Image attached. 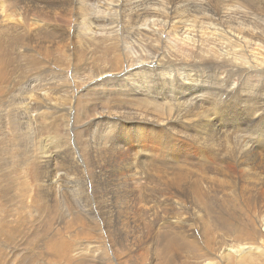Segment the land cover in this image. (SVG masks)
Returning <instances> with one entry per match:
<instances>
[{
	"label": "rangeland",
	"instance_id": "rangeland-1",
	"mask_svg": "<svg viewBox=\"0 0 264 264\" xmlns=\"http://www.w3.org/2000/svg\"><path fill=\"white\" fill-rule=\"evenodd\" d=\"M164 1L167 3L178 0ZM183 1L187 4L196 5L195 9L200 11L202 15L211 14L213 8L217 6V0H197L198 3L195 0ZM123 2L124 0H114L113 5L123 4ZM104 3L105 0L93 2L97 19L90 15L92 23L98 22V19L105 16V13H99V7ZM121 15L120 10L113 11L115 31L118 32H121V29L128 30L130 28L124 25L125 18H122ZM94 19L96 20L94 21ZM74 21L75 19L67 21V23H64V28L60 29L66 30L67 34L72 31L76 34ZM205 30L210 31V29ZM183 32V30L175 27L169 29L165 35L168 34L175 40L185 41L186 50L172 49L167 51L165 47L163 49V42L158 41L153 34H149L152 35L151 37L141 38L137 43V46H140L135 47L138 54L131 58V60H135L133 64H130L131 60L118 62L117 60H120V58H116V54L120 51L111 50V47L116 42L113 44L111 41L104 40L106 39L104 32L99 33L97 36L98 41L96 43L91 42L84 48V50L88 49L84 54L83 59L85 61L77 68H74L76 69L75 71L73 67L76 66L67 59V57L69 58L68 54L72 51L71 46L63 47L60 52L56 79L49 77L48 70L51 63L48 60L46 65L49 66H46V69L49 68L46 71L44 83L42 80L44 77L41 75L38 76L35 72L34 74L27 73L29 61L23 58L22 53L24 50H21L18 43L12 45L11 48L13 50L4 52L7 55L4 60L8 59L10 62L13 58L15 59V65L13 64L10 68L15 79L10 76L4 78V86L0 88V264H142L145 259L142 256L146 252L145 247L150 246L151 248L154 243L156 244V251L154 252L163 251L154 238L152 243L149 240L147 241L146 237L155 234L151 226L155 225L157 232L164 233L166 231L164 227H160L161 230L158 231L160 224L163 226L166 224L169 229L173 223V226L177 225L176 222L178 221L173 219L172 215H169L170 218H162L166 217L163 216L166 214H163V212L166 211L158 212L159 215L156 218L154 217L156 222H151L152 216L149 218L140 216L139 210L138 214L130 215L132 220L129 223H122L124 218L121 212H117L118 210H115L116 216L114 217L109 216L110 214L108 215L109 212L107 210L104 211L105 216L102 214L101 206L104 204L113 209L124 208L125 206V193L122 191L123 186L121 185L122 179L114 174L111 180L107 179L109 181L107 187L101 186V180L97 181L98 176H96V173L104 170V165L107 167L108 165L105 162H98L97 158L90 152V149L94 148L92 141H96L98 144L94 143L95 145L105 149L107 155L110 154V141L107 138L109 125L106 126V122L109 120L108 117L113 116L115 119L111 118L115 121L111 120V122L122 124V118H119L120 113L110 114V112L116 110L118 104L123 112L130 110V105L119 102L120 96L126 95L129 98H138L130 93L131 91L127 86L122 85L123 83L120 82L122 77L131 74L134 69H138L136 66L139 65L142 70L149 72V64H153L156 56L155 50L158 48L165 59L173 63L168 64L166 67L156 68V71L152 73L149 79L150 83H154L152 91L146 90L142 84V79H138V77L135 79V84L140 86L138 88L140 93H147L151 97L159 96V99H156L158 101H163V97L166 95V102L169 104L166 107L167 111L170 110L173 103L178 105V103L192 101L191 103L193 104L200 101L206 110L209 111L208 114L211 119L217 121L215 122L217 125L222 122V115L231 122H233L231 118H238V112L236 114L233 113V109L235 101L239 102L241 97L248 101H253L257 105L260 104L259 102L264 101V97L260 96L264 91V67L257 66L243 56L241 52L237 51L235 39H229L227 35L221 34L216 36L222 39L219 42L206 43V39L201 40L198 33L187 34L188 32H186V34L182 35ZM211 41L216 40L212 38ZM61 42L63 45H69L70 43L69 41L65 42L64 38H61ZM149 43L153 45L149 46ZM27 52H30L29 49ZM176 61L177 65H174ZM179 65L188 72L180 69ZM3 66L8 69L7 64ZM32 66L35 65L33 64ZM162 70L171 72H166L165 77L162 78L160 76V71ZM175 70H179L180 73L184 74L202 76L201 81L203 77L210 78V84L221 87L218 91L224 93L225 97L222 98L215 89L214 91L218 96L217 99L209 92L202 91L198 93L197 89L199 88H191L189 92H187L189 89L181 90V87L179 86L178 88L176 82L172 81V78L175 77L172 71ZM110 72L114 74L106 76ZM96 75L99 76L96 77ZM194 75L192 76L193 78ZM34 79H40L37 85L40 84L42 86L38 89L34 86L36 91L24 92L21 87L26 86L25 82L33 84L32 81ZM20 83H23V85ZM204 83V81L196 83L193 87ZM207 85L212 88L208 83ZM92 86H96L97 93L90 91ZM211 91L213 90L211 89ZM45 92L47 94L44 95L43 93ZM230 96L233 97L234 102H231L232 99H227ZM260 97L261 99H258ZM35 103L41 105L40 110L29 111L30 105ZM239 104V108H241V103ZM253 107L254 105L250 106V118L238 120L237 122L244 130H247V132H241L243 134L240 137L248 144H251L253 148L264 149V118L262 117L261 121L258 122L259 118L264 114V110L261 109L252 114ZM60 110H63V112ZM23 114L30 117V121L23 120ZM247 114L249 115L248 112H246ZM123 116L126 117L127 115L123 114ZM138 124L142 126L143 131H140L139 136L136 138L148 134L150 139L156 140V144H154L152 149V158L145 166L149 170L151 168L156 169L153 177L161 180L159 182L160 188L157 191L161 188L167 189L169 193H174L176 189L188 190L187 187L195 179V176L200 175V177H203L204 185L208 187L210 185L213 188L211 190H216L212 195L216 199L221 200L224 195L220 191L221 189L211 182V179L227 178L237 184L235 175L231 171L226 170L227 161L233 156L224 146V150L219 152V154L217 149H214L218 155H213L215 153L210 152L204 145L202 146L198 138L194 139L190 145L189 140L183 137L184 134L193 131L188 128L187 124H182V126L175 124L174 130L169 127L166 130L155 128L145 122H139ZM132 131H135L134 127ZM182 131L184 134L181 133ZM221 132L225 133L224 129ZM220 136L224 140L225 146L234 143L230 137ZM215 139L220 141L218 135H215ZM50 141L51 143L56 141L61 146L56 149L50 148L48 146V144H51ZM100 143L104 145H99ZM241 144L243 147L245 146L243 142ZM42 147L43 150H41ZM43 152L50 157H59L58 161H54L53 158L48 164L41 161ZM154 152H156L155 155ZM142 154V152L136 153L135 159H137V162L140 161ZM75 156H78L83 161L85 166L82 165V169L76 163L77 160L79 163L81 161L76 159ZM172 157H177V161H181V164L173 165L174 169L180 174L188 175V178L179 187L171 184V181L174 180L172 176L166 177L164 175L165 172H169V167H172L170 165ZM63 159L66 160L65 164H68L66 166L68 168H70L69 165L74 166L76 163V166L73 167L74 170H71L69 174L65 173L67 169L65 168L64 170V167L60 164ZM210 162L212 164L206 166ZM239 163L240 161L235 164V167L239 166ZM95 166L98 168H95ZM166 167L169 169H164ZM42 170H45L43 175L41 174ZM158 173L160 174L158 175ZM137 174H140L143 183L144 176L149 175L147 169H139ZM70 175L79 180V184L71 189L70 185L67 186L66 184L69 183ZM45 177H47L46 184L43 183ZM57 178L59 182L56 180ZM51 181H57L55 185L58 197L51 191ZM152 186L153 189L151 188V191L153 190L157 194L154 188L155 186L158 188V185L156 183L149 185V187ZM101 187L104 189H101ZM233 189L234 187L226 188V191H229V199L226 203L231 205H227L222 210L221 205L225 203L215 201L214 207L217 208V215L220 217L217 220L218 222L212 221V223L214 224L215 232L224 233L222 236L218 235V241L227 242V245L233 244L232 248L236 250L235 253L231 251L219 253L218 250H215L214 254H212L208 250L205 251L207 245L205 247L203 245L204 241L199 239L200 234L196 232L199 226L194 221L198 216V210H195L191 200L186 198L190 201V208L185 209L182 206L177 209L175 207L176 213L174 216L180 217L182 220H189L190 224L188 223L187 228H181V234H184L187 230L195 229V225L197 227L195 231H188L187 236L183 239L188 249L183 251L175 246L173 251L170 252L172 256H178L179 260H175V264H191L192 262H196V264H264V250L257 247H253L248 251L247 248L243 249L242 242L244 241L238 238L239 236L233 230L235 225L244 226L247 224L246 227L249 229L250 234L253 235L255 233L253 231L259 228L258 231L262 233L259 236V242H264V195L251 182L250 190L252 192L250 191L251 193L249 192L242 198H238L235 195L238 190L234 192ZM70 190H72L71 193ZM138 191L140 190L138 189ZM227 193L225 195L226 198H228ZM50 195L58 199L57 207L46 208L38 219L30 218L35 215L36 208H41L37 206V203L41 199L44 202H48ZM101 197L103 199L98 202ZM131 198L138 199L136 190L131 194ZM139 198L146 199L144 190L140 191ZM146 202L149 204L147 210H151V215L152 212L157 210V206H163V201H161L159 196L151 201L146 199ZM230 207H232V210ZM158 208L159 210H164V208ZM257 209L258 211H256ZM248 210L251 211L249 212ZM128 213H134V210L132 212L128 210ZM229 215L232 216L230 218H238V223L233 220V226H230L231 224H223L222 219L225 216L229 217ZM207 216L210 217V214ZM163 219L164 222L162 223ZM142 220L149 223H144ZM165 221L167 222L165 223ZM217 223L218 225L220 224V227ZM191 227L193 228L191 229ZM107 228H110V231ZM219 228L221 231H219ZM151 232L154 234L152 233L151 235ZM252 238L250 237V239ZM200 240L203 242L202 245ZM250 241L254 245L255 242L253 240ZM126 244H131L133 249L127 250ZM215 253H219V256H215ZM146 257L148 260L144 261L143 264H154L162 261V259L156 258L151 254H147Z\"/></svg>",
	"mask_w": 264,
	"mask_h": 264
},
{
	"label": "bare ground",
	"instance_id": "bare-ground-1",
	"mask_svg": "<svg viewBox=\"0 0 264 264\" xmlns=\"http://www.w3.org/2000/svg\"><path fill=\"white\" fill-rule=\"evenodd\" d=\"M94 1L96 0H0V88L4 86V78H8L10 76L11 78L15 79L13 71L10 69L14 64L15 59L13 58L10 62L8 61V59L4 60L7 57L4 52L13 50V48H11L12 45H16L18 43L21 47V50H24V52L22 53L23 58H26L27 60H25L29 61L27 73L34 74L35 72L38 76L41 75L42 77H44V79H42L44 83V81L46 80V71L49 68L48 67L46 69V66H49L46 65L48 64V60H50L51 63L50 68L48 70L50 74L49 77L56 79L58 74L57 67L60 61V52L62 51L63 47L71 46L72 51L69 54L67 53L69 56V58L67 57V59L74 66H76L73 67V70L75 71L76 69L74 68H77L83 61H85L83 59L84 54L88 50H84L86 45L91 42L96 43V41H98L97 36L99 35V33L102 32H104V34L106 35V39L104 40L111 41L113 42V44L114 42H116V44L111 47V50H116V52L120 51L116 54V58H120V60H117L118 62H121L122 60L130 61L135 54H138L135 49L137 43L143 37L152 36L149 34L155 35L158 41L163 42V49L165 47L167 51L172 49L186 50L187 45L185 41H182L180 39L175 40L172 39L168 34L165 35L169 29L177 27L179 28V30L184 31L182 35L186 34V32H188L187 34H191L192 32H195L196 34L198 33V36L201 40L206 39V43L219 42L222 39L216 36H220L221 34H223L224 36L227 35L229 39H235L234 42L236 44V47L238 48L237 51L241 52L243 56H245L248 60H251V62L255 63L257 66L264 67V0H217L216 8H213L211 14L209 15H202L200 11H197V9H195L196 5L194 6L190 3L187 4L183 0L171 1L167 3L164 0H124L123 4H118L116 6L113 5L114 0H105V3L99 7V13H105V16H103L101 19H98V22L96 21L95 23H92L90 21V15H93L97 19L96 12L94 9L95 4H93ZM195 1L198 3L197 0ZM115 10L121 11V17L125 18L124 25L130 27L128 30L121 29V32L115 31V22L113 18V11ZM71 19H75L74 31L76 32V34L73 31L67 34L66 30L60 29L64 28V23H67V21ZM96 19H94V21ZM204 28L210 29V31L205 30ZM99 29L101 30L99 31ZM61 38H64L65 42L69 41V45H63L61 42ZM212 38H214L216 41H211ZM149 44V46L153 45L152 43ZM28 49L32 53L27 52ZM155 52L156 56L154 57L153 64H149V72L142 70L139 65L136 66V68L140 69L141 71L138 69H134L131 74L123 76L120 81L123 83V86L125 85L129 88V90L131 91L130 93H132L133 96H137L138 98H129L126 95H122L119 98V102L121 104L124 103L125 105H130V110L127 112H123L122 110H120V105L118 104L116 110L110 112V114L120 113L119 118H122V124L120 125L117 124L118 122H111V120L115 119V117L113 116L111 117L114 119L109 116V120H106V126L109 125V130L107 131V138L110 141V154L107 155L105 149H102L100 146L94 144H98V142L92 141V146L94 148H91L90 152L93 154V156H95V158H97L98 162H105L108 165V167L104 165V170L96 173V176H98L97 181L101 180V186L107 187L109 183L107 179L109 178L111 180L112 176L116 174L117 177L122 179V191L125 193L124 208L120 207L113 209L111 207H108L107 204H104L101 206L102 214L105 216L104 211L107 210V212H109L108 215L110 214L109 216L114 217L116 216L115 210H118L117 212H121L122 217L124 218V220H122V223L131 222L132 218L130 215L138 214V210L140 211V216L142 217L146 216L149 218L150 216H152V218L150 219L151 222H156L155 218L157 217V215H159V211H166L163 212V214L166 213L165 215H163L166 217H162L164 219L170 218L169 215H172V218L177 219L178 221L176 222V226H173V223L169 229L167 228L166 224H164L165 226L160 224L158 231L161 230L160 227H164L166 228V231H164V233L157 232L155 225L151 226L153 228V230H151L155 234L151 232L150 234L152 235L153 233L154 235L146 237V240H149L152 243L154 238L157 241L156 243L163 249V251L154 252L156 251V244L153 243L151 245V248L150 246L145 247L146 252L142 256L145 258L144 261L148 260V258L146 257L147 254H151L156 258L162 259V261L154 264H175V260H179L177 258L178 256H172L170 252L173 251V248L175 246L177 248L179 247L183 251L188 249V246H185L183 239L185 238V236H187L188 231H195L197 227L195 225V229L191 227V229L193 228L192 230H187L184 232V234H181V228L186 229L189 220H182L180 217L174 216L176 213L175 207L177 209L182 206L185 209L190 208V201L186 199L189 198L192 202L193 208L195 210H198V216L197 218H195L194 221H196L197 225L199 226L196 229V232H199L200 234L199 239L204 241L203 243L200 240L201 245L202 243L205 247L207 245L205 251L208 250L212 254H214L213 252L215 250H218L219 253H222L223 251H225L224 253L228 251L235 253L236 250L232 248L233 244L227 245V242L225 243L223 241H218V235L222 236L224 233L221 234L222 232H215L213 228L214 224L212 223V221L216 222L217 220H219L220 217L217 215L218 210L216 207H214V204L216 200L218 202L225 203L221 205V209L223 210L227 205H231L230 203H226L229 199V191H226V188L228 189L234 187V192L238 190L235 195L238 198H242L251 191L250 182L252 185L254 183L255 187L259 188L260 192H262V195H264V149L257 147L253 148L251 144H248L246 141H244L240 137V135L243 134L241 132H247V130H244L242 126L237 123L238 120H245L248 117L250 118L251 105H254L252 114L256 113L261 109L264 110V101L259 102L260 104L257 105L255 102L248 101L241 97L239 102L237 100L235 101V107L233 109V113L236 114V112H238V118H231L233 121L231 122L229 121V119L224 118L222 115V122L217 125L215 124V122L217 121H213V119H211L210 115L208 114L209 111L206 110L205 106L200 101H193V104L191 103L192 101L185 103L177 102L178 105H175L173 103L171 104L170 110L167 111L166 107L169 104L166 102V95H164V97L162 96L163 101H158L156 99L159 96L151 97V95L149 96L147 93H140V91H138V88L140 86L135 84V79L136 77H138V79H142V84L144 85L146 90H151L153 88L154 83H150L149 79L151 78L152 73L156 71V68H162L164 66L166 67L168 66V64L173 63L165 59L160 49L156 48ZM134 62L135 60H131L130 64H133ZM4 64H7L8 69L3 66ZM33 64L35 66H32ZM37 65H39V67H37ZM174 65H177V61ZM179 67L181 66L179 65ZM183 68L184 67H181L180 69L185 70ZM166 72L170 73L171 71L162 70L160 71V76L164 78ZM172 72L173 75H175V77L172 78V81H175L178 88L179 86L181 87V90L189 89L187 91L189 92L191 91V88H199L197 89L198 93L202 91L209 92L212 96L216 97L217 99L218 96L217 93L214 91L215 89L222 98L225 97L224 93L218 91V89L220 90L221 87H216L214 84H210V78L207 79L203 77L202 81H204L205 83L203 85L199 84L198 86L193 87L196 83H202V76H195L194 74H189L187 73L188 71L186 72L187 74L180 73L179 70H175ZM113 74V72H110L106 74V76ZM193 75L194 78L192 77ZM98 76L99 75H96V77ZM38 80H31L33 84L25 82L26 86L21 87V89L24 92L28 93L31 91H36V88L38 89L42 86L40 84L37 85ZM207 83L212 88H209ZM20 84L23 85V83ZM34 86H36V88ZM211 89L213 91H211ZM90 91L96 92V86H92ZM43 94L45 95L47 93L45 92ZM260 96L264 97V91ZM261 97L258 99H261ZM227 99H232L231 102H234L232 96ZM239 103H241V108H239ZM40 106L41 105L37 103L31 104L28 110H40ZM60 111L63 112V110ZM246 112H248L249 115H246ZM123 114L127 116L124 117ZM262 117L264 118V114L259 118L258 122L261 121ZM137 119L139 122H145L147 125H151L155 128H162L164 130H166L168 127L171 128V130H174L175 124L179 126H182V124H187L188 128L193 131L186 134H184V132L182 131L181 133L184 134L183 137L189 140L190 145L194 139L198 138L201 141L202 146L204 145L205 148L210 150V152L215 153L213 155H218L219 152L223 151L224 146L230 153H232L231 155L233 156L232 158L228 159L226 170L231 171L235 175L236 182L238 185L235 184L231 179H229V181L227 178L211 179V177H209L211 179V182L214 185H217L219 189H221L220 191L224 195L221 200L216 199L215 196L212 195V193L216 192V190H211L212 187L210 185L209 187L204 185L203 177H200V175L195 176V179L192 180L191 184H189V186L187 187L188 190L176 189L174 193H169L167 189L161 188L159 191H157L160 188L159 182L161 180H158L157 178L153 177V174L156 172V169L151 168L149 170L148 167L145 166V164L152 158V149L154 147V144H156V140L153 138L150 139L148 134H144L143 136L136 138L137 136H139L140 131H143V128L142 126H139V122L137 121ZM23 120L30 121V117H27L25 114H23ZM133 127L135 128L134 132L132 131ZM222 129H224L225 133L221 132ZM215 135L219 136L220 141H217L215 139ZM220 135L230 137L234 143L232 145L225 146L224 140L221 138ZM242 142L244 143L243 145H245L244 147L241 144ZM99 145L103 146L104 144L100 143ZM48 146L50 148L56 149L58 148V146L60 147L61 144L55 141L54 143L48 144ZM214 149H217L218 154L214 151ZM41 150H43V147L41 148ZM137 152L143 153L139 162H137V159H135ZM155 153L156 152H154V155ZM93 156L92 158H94ZM75 157L76 159H79L78 156ZM52 158L54 161H58L59 159V157H50L45 152H43V154L41 155V161H44L47 164L51 162ZM79 160L81 161V159ZM171 160L172 163L170 165H172V167H169L170 169L168 167L164 168L166 170L169 169V172H165L164 174L163 171V174L166 177L172 176L174 180L171 181V184L175 187H179V185H181L186 180V178H188V175L180 174L178 171H176V169H174L173 165L181 164V161H177V157H172ZM239 161L241 164L239 163V166L235 167V164H238ZM65 162L66 160L63 159L60 164L64 167V170L65 168L67 169L65 171V173L67 174H69L71 170H74L73 167L76 166V163L80 166L81 169L82 165H84L83 161L79 163V161L77 160L75 164L73 163L74 166L69 165L70 168H68L66 167L68 164L66 165ZM209 164H212V162L206 164V166ZM95 168L98 167L95 166ZM139 169H147L149 173V175L144 176V186V183L141 181L140 174H137ZM44 172L45 170H42L41 174L43 175ZM159 174L160 173H158V175ZM46 179L47 177L43 179L44 184L47 183ZM56 180H58L59 182L58 178ZM152 182L158 185V188L156 186L154 188L157 191V194H155L153 190L151 191V188L153 189V186L149 187L150 184H153ZM241 182L242 184L240 185ZM55 184H57V181H51V191L54 192L55 195L58 197V195L56 194L57 187ZM66 184L67 186L70 185L71 189L73 188V186L79 184V180L74 178V176L70 175L69 183ZM103 187H101V189H104ZM138 189L140 191H145V197L147 200L151 201L152 199L159 196L161 201H163V206H157V210L152 212L151 215V210H147L149 204L146 202L145 198H139L140 191H138ZM135 190L138 193L137 200L131 198V194ZM71 191L72 190H70V193ZM226 192H228V198L225 197ZM102 199L103 197L98 199V202ZM57 202L58 199L51 195L49 196L48 202H44L41 199L38 203L36 202L37 206L41 208H36L34 212L35 215L31 216L30 218L38 219L39 216L46 210V208L49 209L55 207L57 205ZM158 207L164 208V210H159ZM231 208L232 207H230V209ZM258 208L260 207L258 206ZM128 210H131V212L134 210V213H128ZM256 211H258V209ZM209 214L210 217L207 216ZM230 216L231 215H229V217L225 216V218L222 219L223 224H231L230 226H233V220H235V223H238V218H230ZM164 219L161 221L162 223L164 222ZM145 222L149 223L147 221ZM166 222L167 221H165V223ZM239 225L233 226V230L234 233L239 236L238 238H241L244 241L242 242L243 249L247 248L248 251L253 247H257L264 250V242H259V236H261L262 234L260 233L261 231H258L259 228H256L255 231H253L255 233L251 235L249 229L246 227L247 224H245L244 226ZM107 229H109L110 231V228ZM219 231H221L220 228ZM250 237L253 238L250 239ZM250 240H253V242H255L254 245L251 244L252 242ZM194 243L196 244V242ZM126 247L127 250H129L130 248L133 249V246L131 244H126ZM219 253H215V256H219ZM239 256L241 255L239 254ZM191 264H196V262H192Z\"/></svg>",
	"mask_w": 264,
	"mask_h": 264
}]
</instances>
